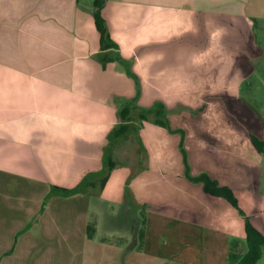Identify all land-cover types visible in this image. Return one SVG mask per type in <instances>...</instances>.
<instances>
[{
  "label": "crops",
  "instance_id": "crops-1",
  "mask_svg": "<svg viewBox=\"0 0 264 264\" xmlns=\"http://www.w3.org/2000/svg\"><path fill=\"white\" fill-rule=\"evenodd\" d=\"M94 11V0H0V235L6 237L0 264H53L55 257L48 261L50 254L65 245L76 248L71 264H85V255L80 261L77 252L95 246L110 248L115 253L113 263L120 264L116 256L122 251V241L113 243L115 247L108 237L123 231L107 233L104 221L113 217L117 208L127 207L126 185L137 218L145 209V215L149 210L152 218L167 223L165 230L155 232V221L145 216L141 226L148 228L141 236L140 227L135 236L124 232L129 236L126 264L137 262L138 239L144 233L146 250L159 233L181 234L190 240L186 233L197 232L193 240L204 246L207 226L225 232L227 225L221 224H226L229 216L236 217L226 199L206 193L202 182L184 177L180 134H168L173 138L170 147L160 146L168 158L153 162L142 136L147 127H165L152 120L135 121L139 129L134 133L146 156L144 163L116 164L104 185L102 176L95 177L104 166L109 138L123 122V106L136 96L122 63L105 64L102 58L118 52L125 59L135 58L144 83L138 105L151 106V92L169 97L167 104L172 107L181 105L184 102L179 94L171 96L165 88L164 95L146 86L145 80L151 79L148 66H154L160 57L173 55L179 62L184 55L198 56L203 48H210L209 43L206 47L201 43L212 41L218 33V25L212 24L216 19L225 25L230 20L232 24L246 22L253 30L264 16V0H105L101 14L116 47L104 50ZM178 17L193 22L195 29L174 34L170 25L158 30ZM202 23L209 36L203 37V30L197 29ZM160 83L172 84L174 80L163 78ZM129 117H136L135 109L128 111ZM132 133L133 129L115 143L112 157L119 142ZM194 147L212 149L208 145ZM205 150L199 151V160L200 156L204 159ZM223 167L210 170L198 166L195 175L208 173L220 185L230 187L228 161ZM85 180L88 185L83 191L50 197L55 187L69 190ZM45 200L48 204L43 207ZM6 217L11 218L8 225ZM134 239L137 243L130 247Z\"/></svg>",
  "mask_w": 264,
  "mask_h": 264
},
{
  "label": "rangeland",
  "instance_id": "rangeland-1",
  "mask_svg": "<svg viewBox=\"0 0 264 264\" xmlns=\"http://www.w3.org/2000/svg\"><path fill=\"white\" fill-rule=\"evenodd\" d=\"M181 19L180 21L179 17L172 19L158 30L170 25V31L174 34H180L190 28L195 29L196 26L193 22H183ZM223 23L221 19H216L212 23L218 25L216 28L219 31L217 34H213L212 41L207 42L206 39L201 43L204 47L209 43L210 48H203L198 56L186 57L184 55L179 62L173 55L160 57L155 61L154 66H148L147 72L151 79L145 80L146 86L158 89L164 95H166V89L170 91L171 96L179 94L177 97L184 103L172 107L169 105V97H159L157 92H151L154 98L152 105L156 102L160 105L161 102L166 106L165 113L161 117L167 120L168 127L164 129L147 127L142 139L153 162H156L168 158L167 153L160 149L161 145L170 147L168 144L173 141V138L168 137V134H180L182 140L184 133V147L180 146L181 141L178 144L186 179H189L186 172L190 176L200 175V173L195 175L196 170L199 169L198 166H206L213 170L218 166L223 167V163L228 161L227 181L238 199L241 210L250 217L257 228L260 230L262 228L264 232V157L254 147L251 139V134H255L264 140V16L256 21L253 30L251 26L246 25V22L245 24L242 22L241 24H232L230 20L226 25ZM198 28L200 32L203 30V37L209 36L205 35L207 25L202 23L200 27L197 26ZM170 45L169 48L174 47ZM135 63L134 60L132 71L139 78L138 83L142 93L143 78ZM179 65L181 71H178ZM123 66L122 63L121 68ZM123 68L125 77L132 81V85L137 90L136 80L127 74L125 66ZM163 78H170L174 80V83L161 84L160 81ZM179 79L181 82H178ZM159 84L163 86L161 87ZM175 115H178L180 119ZM167 137L168 141L165 143ZM140 144V140L137 141L134 132L129 138L121 140L115 147L113 155L117 164H137L138 161L140 164L144 163L146 156L142 153ZM196 144L212 147V149L210 148L211 152L203 148L206 154L203 160L201 156L199 160V151H203V149L195 150L198 148L194 147ZM186 145L189 146L188 149ZM169 159L171 160L172 157ZM174 160L175 158L172 159V161ZM186 161L189 166L188 171ZM100 187L101 185H98L96 188ZM47 204L48 201L45 200L43 207ZM228 204L236 212V217L229 216L226 224H221L222 227L227 225V228L223 227L224 230L226 229L225 232H218L219 229L216 231L214 226H207L204 246L193 240L197 232L186 233L185 237L190 240L183 238L181 234L159 233L156 234L150 248L146 250L143 247L145 246L143 245L144 233L143 238L138 239L140 253L135 255L137 256L135 264H235L232 254L241 255L246 251L245 220L236 207L229 202ZM132 209L135 210V207ZM125 211L119 207L111 217L112 220L110 217H105L104 221L107 233L116 232V230L123 231L108 237L112 240V246L115 247L117 245L113 243L122 241L120 244L122 251H119L116 256V260L120 264L127 262L125 247L129 242L126 238L129 236L124 235V232H129L131 229L135 232L138 219L139 224L140 219L145 221V216L147 220L155 221L156 225L153 227L155 232L167 228V223L162 224L160 219L152 218L149 210L145 215V209L144 211L140 210L139 218L134 213L135 211L133 212V223L129 226L125 220L123 222ZM223 212L226 211L223 209ZM10 221L11 218L6 217L7 225ZM141 225L139 226L140 230L146 232L147 225ZM98 230L100 231V229ZM91 234L95 235L93 231ZM99 234L100 232L97 237ZM183 239L187 240V245ZM135 243H137V239L132 241L129 246L133 247ZM5 245L6 237L4 238L2 234L0 235V251ZM97 249V246L87 247L79 253L77 252V257L81 261L85 255V264H114L112 257L115 253L112 254L110 248L107 250ZM112 250L114 251V249ZM50 255L52 257H49L48 261L55 257L51 262L53 264H71L75 262L73 259L76 258V248L65 245L63 249L53 250ZM257 264H264V246L262 257Z\"/></svg>",
  "mask_w": 264,
  "mask_h": 264
},
{
  "label": "trees",
  "instance_id": "trees-1",
  "mask_svg": "<svg viewBox=\"0 0 264 264\" xmlns=\"http://www.w3.org/2000/svg\"><path fill=\"white\" fill-rule=\"evenodd\" d=\"M104 2L105 0H94V5H95L94 18H95L96 27L100 33V44L102 50L116 47V44L113 42V40L110 37V33L108 31L106 21L101 14V8L103 7ZM114 60L124 64L127 74L132 76L136 80L137 90H136V96L131 100H128V102L123 106L121 110L123 122H121V124L118 126V128H116V130L112 133V136L109 138L107 149L106 152H104L105 154L103 156L104 166L100 173L99 172L96 173L95 177H97L98 175L102 176V185L106 183L107 179L109 178L110 171H112L117 164V162L113 159L111 154V151L115 146V143H117L119 139H122V137L125 134H127L131 129H133V132L139 129V126L135 123V121L141 124L145 120H149V121L152 120L156 124H159L164 127H168L167 120L161 117V115L165 113L164 108L166 106L164 104L160 102V105H158V102H156L151 106L138 105V99L141 95V86L138 83L139 81L138 76L132 71V66L135 58L125 59L120 55L119 52L115 53L113 56L109 54H104L102 58V61L105 64L107 62ZM131 109H135L136 117L127 118V113ZM183 135L184 133L182 134V140L180 143L181 144L180 146L182 148L184 147ZM251 139L254 147L264 157V140L255 134H251ZM186 169L187 171L189 169L187 161H186ZM186 175L189 178V180L193 182H202L204 191L206 193L226 199L229 203H231L234 207H236L239 210L240 214L244 217L245 220L246 251L241 255L232 254V257L235 259V264H257L262 257L263 246H264V233L259 228H257L252 223L250 217L247 216L243 210H241L238 203V199L235 196L233 189L226 185H220L217 179L212 178L208 173H202L199 176H190L186 172ZM87 185L88 184L85 180L82 181V183L76 186L75 188L69 190L68 189L58 190V188L55 187V189L53 188L52 192L50 193V196L56 194L65 195V194L77 193L83 191L84 188L87 187ZM124 196L127 207L123 208V210H126L125 215L123 217V222L125 220L126 224L130 226L133 223L132 215L134 213L132 212L133 210L132 204L129 202L128 185L125 186ZM141 221L142 220L140 219V224H142ZM140 224L138 219V224L136 225V229H138ZM91 232H92V226L90 225L88 226V233L90 237L92 236ZM130 232L132 233V235L135 236L136 231L134 232L133 229H131ZM141 232L142 231L139 229L140 236L142 235Z\"/></svg>",
  "mask_w": 264,
  "mask_h": 264
}]
</instances>
